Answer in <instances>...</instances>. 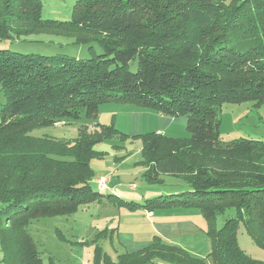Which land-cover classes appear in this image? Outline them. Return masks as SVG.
Wrapping results in <instances>:
<instances>
[{
    "label": "trees",
    "instance_id": "trees-1",
    "mask_svg": "<svg viewBox=\"0 0 264 264\" xmlns=\"http://www.w3.org/2000/svg\"><path fill=\"white\" fill-rule=\"evenodd\" d=\"M42 9V0H0L1 262L43 264L28 229L33 221L108 200L132 212L196 210L213 264H264L238 239L243 224L264 250V141L224 142L220 133L225 105H264V0H78L70 21L43 19ZM37 35L73 39L89 56L15 49ZM110 103L187 119L188 138L134 137L143 144L142 179L161 185L171 177L187 191L142 204L94 191L92 162L105 156L96 146L129 138L112 124L82 125L72 140L33 134L83 114L97 120ZM231 209L235 217L218 228V216ZM158 262L207 264L159 236L116 261L98 245L92 264Z\"/></svg>",
    "mask_w": 264,
    "mask_h": 264
},
{
    "label": "rangeland",
    "instance_id": "rangeland-1",
    "mask_svg": "<svg viewBox=\"0 0 264 264\" xmlns=\"http://www.w3.org/2000/svg\"><path fill=\"white\" fill-rule=\"evenodd\" d=\"M78 0H42V17L47 20L70 21L73 9ZM15 49L24 53H37L46 56L67 55L71 57L87 58L88 50L84 46L74 45L73 39L62 36L37 35L26 39V42L15 44ZM138 62L130 66L132 72H136ZM6 103L5 96L0 92V105ZM111 105V104H109ZM130 104H117L114 110L131 109ZM114 106V105H113ZM125 112H117L119 120L130 121V117L123 116ZM222 124L220 128L221 138L224 142L237 139H252L264 141V105L255 107L254 102L242 104H228L222 108ZM180 122H186L184 128H173L174 132L168 135L183 138L191 136L187 129V119L180 117ZM0 116V122H1ZM98 123L97 120L89 119L83 114L78 121H70L59 127L34 131V136H53L57 139L72 140L77 137V130L82 125ZM122 129L123 127L120 126ZM151 131V130H148ZM167 135V136H168ZM186 135V136H187ZM187 137V138H188ZM106 144V143H102ZM140 143L133 146L136 150ZM100 145V144H99ZM98 146V145H97ZM95 162V161H94ZM133 166V165H132ZM125 169V168H124ZM105 179L108 182L107 178ZM92 182L94 191H98V184ZM136 189H129L128 184L114 194L126 202L142 204L147 200L182 193L187 191L188 186L181 180L164 178L161 185H149L141 176L136 182ZM110 194L109 192H105ZM143 211H130L126 207H119L115 203L104 200L102 203L82 206L80 210L71 216L41 218L33 221L29 226V232L34 239L40 252L43 264H92L94 261L95 247L100 246L104 253L112 259L135 249H141L140 242H129L126 238H153L151 225L152 219ZM164 213H158L162 216ZM166 214V215H165ZM164 216L170 219H185L190 217L191 222L201 225L205 231L207 225L204 218L196 210L167 212ZM235 210H227L217 218L218 228H222L225 221L235 217ZM175 217V218H174ZM202 231L198 234H189L182 238V245L192 256L201 255V259L207 260V264H213L207 255L211 251L210 239ZM238 239L240 247L253 259L264 262V250L257 247L247 234L243 224H240ZM146 245V244H145ZM2 253L0 249V264ZM203 257V258H202Z\"/></svg>",
    "mask_w": 264,
    "mask_h": 264
},
{
    "label": "crops",
    "instance_id": "crops-1",
    "mask_svg": "<svg viewBox=\"0 0 264 264\" xmlns=\"http://www.w3.org/2000/svg\"><path fill=\"white\" fill-rule=\"evenodd\" d=\"M110 104L111 105H101L98 113V123L88 124V126L92 130H96L98 124H112L120 133L129 136L127 139L117 137L113 140L104 142L106 144L96 146V150L103 152L105 156L101 160H95V162H92V168L95 172V183L97 184V181L101 178H107V188L104 192L107 191L110 194H118L117 191L123 188L126 184H128L129 189H136V187L133 186H137L136 182L139 179V176L142 177L144 172V168L138 165L142 161L141 150L143 144L140 139H134V137H139L143 134L152 132L167 136L171 131L174 132L173 128L175 127L184 128L186 122H180L181 118L168 117L151 110L138 108L134 105H129L134 107L129 109V111L128 109H120L119 111H116L113 107L119 106H116L117 104L114 103ZM117 112H125L123 113V116L128 115L130 121L128 122L127 120L126 123H123L122 120L124 117L119 120ZM120 126H122L123 129ZM186 135H184L183 138H187L188 135ZM168 137L172 136L168 135ZM172 138H180V136ZM137 143H140L139 146L136 150H133V146H135V144L137 145ZM173 211H185L187 213V211L189 212L192 210H172L160 213L165 214ZM164 214L160 217L158 216V213L146 214L149 219H154L151 225L154 234L153 238H139L137 240L136 238H126L129 242L135 243L137 241L143 244L139 245L140 248L142 247L141 249L138 248L129 252H136L148 247L155 236H159L164 242L178 246L186 251L185 247L182 245L181 237H185L189 234H198L202 231V227H200L201 225H196L191 222L190 217L185 219H177L174 217L175 219H170V217L164 216ZM205 231H202V233H205ZM195 257L201 258V255ZM112 260L116 261L117 259ZM157 264L162 263L158 262Z\"/></svg>",
    "mask_w": 264,
    "mask_h": 264
},
{
    "label": "built area",
    "instance_id": "built-area-1",
    "mask_svg": "<svg viewBox=\"0 0 264 264\" xmlns=\"http://www.w3.org/2000/svg\"><path fill=\"white\" fill-rule=\"evenodd\" d=\"M63 125L62 123L58 124L57 126ZM98 187L101 190H104L107 188V181L105 179H100L97 181Z\"/></svg>",
    "mask_w": 264,
    "mask_h": 264
}]
</instances>
